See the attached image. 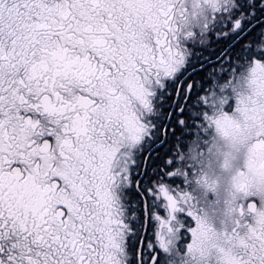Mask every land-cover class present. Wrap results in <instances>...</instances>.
I'll use <instances>...</instances> for the list:
<instances>
[{
  "label": "snow or ice",
  "instance_id": "snow-or-ice-1",
  "mask_svg": "<svg viewBox=\"0 0 264 264\" xmlns=\"http://www.w3.org/2000/svg\"><path fill=\"white\" fill-rule=\"evenodd\" d=\"M0 264H264V0H0Z\"/></svg>",
  "mask_w": 264,
  "mask_h": 264
}]
</instances>
